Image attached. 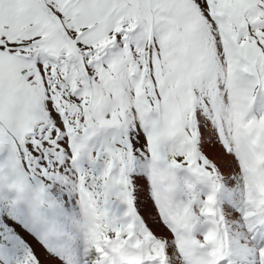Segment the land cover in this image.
<instances>
[{
  "label": "snow or ice",
  "instance_id": "1",
  "mask_svg": "<svg viewBox=\"0 0 264 264\" xmlns=\"http://www.w3.org/2000/svg\"><path fill=\"white\" fill-rule=\"evenodd\" d=\"M0 264H264V0H0Z\"/></svg>",
  "mask_w": 264,
  "mask_h": 264
}]
</instances>
